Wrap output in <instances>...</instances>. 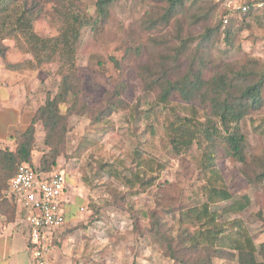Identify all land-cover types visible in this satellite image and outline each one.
Returning <instances> with one entry per match:
<instances>
[{"label":"trees","instance_id":"obj_1","mask_svg":"<svg viewBox=\"0 0 264 264\" xmlns=\"http://www.w3.org/2000/svg\"><path fill=\"white\" fill-rule=\"evenodd\" d=\"M117 1L0 0V59H5L9 50L4 42L13 40L24 52L32 53L37 68L57 63L61 78L57 94L47 96L35 111L30 126L12 137L15 150L0 149V216L6 221L12 222L17 216V206L4 195L9 182L22 165L36 168L40 173L54 170L65 148L70 117L89 115L101 122L119 111L131 109L122 99L123 84L118 85L98 109H92L81 100L83 89L77 74L81 31L87 26L94 28L98 23L106 22ZM148 1L149 11L135 24L136 30L142 33L140 38L149 35L147 44L156 52L154 63L142 66L139 72L144 90L148 93L158 91L148 110L143 112L145 134L155 139L160 136L157 129H161L162 144L167 145L175 156L196 152L197 165L206 178L201 189L206 202L200 204L196 197H186L181 207L171 213V224L155 214H134L150 220L149 229L157 237L164 256L177 264H215L217 260L264 264V241L256 245L241 219L219 220L221 213L245 211L251 204L250 198L242 196L234 200L221 213L213 209L233 200L218 169L224 159L231 158L244 165V173L254 185L264 182V167L253 171L252 175L248 172L245 158L247 138L241 125L263 105L264 74L253 65H213L209 55L210 49L222 42L227 46L234 44L238 31L233 14L250 16L254 11L240 13L226 8L219 13V3L207 0ZM87 2L94 4V15L84 8ZM253 2L255 0L245 4ZM47 4L52 5L54 18L60 26L55 36L42 38L35 32V20ZM254 17L259 18L258 15ZM183 22L188 27V36L183 31ZM197 25H201L203 31L194 34ZM170 26H174V37L169 33L161 38L158 35L160 29ZM111 60L119 66L115 58ZM34 63L25 61L9 64L6 68L22 73L30 71ZM176 95L185 103L200 107L193 106L189 115L181 116L171 104ZM140 114L135 108L131 117L136 121ZM158 114L165 116L163 123ZM39 125L44 130V144L49 150L41 155L38 166H35L33 157ZM141 150L133 154L136 171L130 176H121L130 196L153 187L163 167L153 159L146 163Z\"/></svg>","mask_w":264,"mask_h":264},{"label":"rangeland","instance_id":"obj_2","mask_svg":"<svg viewBox=\"0 0 264 264\" xmlns=\"http://www.w3.org/2000/svg\"><path fill=\"white\" fill-rule=\"evenodd\" d=\"M207 1L219 3V13L226 9L225 0ZM248 1L234 0V5H243ZM85 6L90 14H95L92 2H87ZM149 8L148 0H119L110 9L106 22H100L94 28L87 26L81 31L76 64L83 89L82 102L92 109H98L108 95L123 84L122 99L131 107L101 122H96L89 115L70 117L65 148L53 168L67 175L69 193H73V200L75 198L76 201L74 213L77 221L66 227L72 238L66 250H77L76 242L83 241L81 250L90 253L88 262L83 264H102L99 260L96 262V255L102 256L103 264H177L164 256L157 237L149 229L150 220L135 215V212L149 216L155 214L171 224V213L181 207L186 197H196L200 204L206 202L201 193L206 178L197 165L196 152L175 156L167 145L162 144L161 129H157L160 136L155 139L145 134L143 112L148 110L158 91L146 92L139 72L142 66L154 63L156 52H153V46L147 44L149 35L140 38L142 33L136 30L135 24L146 16ZM257 15L259 18L254 17ZM232 19L238 31L234 44L227 46L222 42L211 48L209 55L213 65H253L264 74V14L259 11H254L250 16L233 14ZM59 26L52 5L47 4L35 20V32L42 38H50L57 34ZM195 27L194 34L203 31L201 25ZM162 30L158 33L161 38L169 33V36L174 37V26ZM183 31L188 36L185 22ZM4 43L9 50L0 63L5 66L25 61L34 63L32 53L24 52L13 40ZM112 58L118 61L119 66ZM32 65L33 68L28 72L36 75L39 82L32 100L41 105L47 96L54 97L58 92L61 81L59 66L57 63L44 64L41 68H37L35 63ZM171 104L181 116L189 115L193 106L200 107L195 103H185L177 95L172 98ZM135 108L141 113L138 116L140 119L136 121L131 117ZM164 118L158 114L162 123ZM241 125L247 138V168L252 175L253 171L264 167V91L262 107L253 111ZM44 139V130L39 125L34 151L36 158L49 150ZM140 148L145 162L153 159L163 167L153 187L139 195L130 196L121 176H130L136 171L133 154ZM244 167L231 158L218 164L233 200L213 209L221 213L234 200L248 196L251 204L245 211L239 214L221 213L219 220L241 219L255 244L260 245L264 241V182L257 185L251 183L244 173ZM111 170L114 172L111 173ZM80 207L83 211L79 210ZM130 210H134L133 213ZM61 245L59 248L64 252L65 247ZM82 257L87 256L77 255L75 259L83 261L85 258ZM77 264H81V261L78 260ZM215 264L236 263L217 260Z\"/></svg>","mask_w":264,"mask_h":264},{"label":"crops","instance_id":"obj_3","mask_svg":"<svg viewBox=\"0 0 264 264\" xmlns=\"http://www.w3.org/2000/svg\"><path fill=\"white\" fill-rule=\"evenodd\" d=\"M35 77L36 75L30 74L28 71L12 72L6 68L5 64L0 63V149L15 150L16 145L12 137L17 131H25L30 126L33 115L40 106L32 100L34 97L32 95L39 88V82ZM33 158L34 165L38 166L40 157ZM73 197V193L70 195L68 190L66 175L63 196L66 223L53 231L54 247L51 253V264H77L78 260L83 264L89 260L90 253L81 250L84 246V244L82 246L83 241L81 240V243L75 241L77 250H66L69 245L67 243L72 239L66 227L77 221L76 213H74L77 206L74 204L76 201L75 198L73 200ZM79 210L83 211V208L80 207ZM28 229L24 211L18 210L14 221H6L4 231L0 235V264H32L28 249ZM60 245H64V252L60 250ZM76 251L78 253H75ZM83 254L87 256L82 257L85 258L83 261L82 259H75L77 255L83 256ZM101 257L96 255L95 258H92L103 264Z\"/></svg>","mask_w":264,"mask_h":264},{"label":"built area","instance_id":"obj_4","mask_svg":"<svg viewBox=\"0 0 264 264\" xmlns=\"http://www.w3.org/2000/svg\"><path fill=\"white\" fill-rule=\"evenodd\" d=\"M225 7L231 12H264V0L238 6L234 5V0H225ZM65 184L66 174L62 171L40 173L36 168L22 165L4 193L6 199L15 203L17 211L25 213L32 264H51L53 231L66 223L63 200ZM5 225L6 219L0 216V235Z\"/></svg>","mask_w":264,"mask_h":264}]
</instances>
